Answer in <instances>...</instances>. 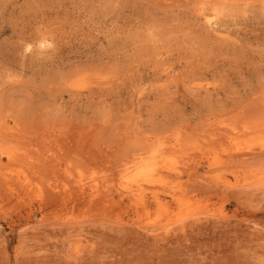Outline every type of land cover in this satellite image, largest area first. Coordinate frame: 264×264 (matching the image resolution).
Masks as SVG:
<instances>
[{
    "label": "rangeland",
    "instance_id": "obj_1",
    "mask_svg": "<svg viewBox=\"0 0 264 264\" xmlns=\"http://www.w3.org/2000/svg\"><path fill=\"white\" fill-rule=\"evenodd\" d=\"M263 108L264 0H0V264H264Z\"/></svg>",
    "mask_w": 264,
    "mask_h": 264
},
{
    "label": "bare ground",
    "instance_id": "obj_2",
    "mask_svg": "<svg viewBox=\"0 0 264 264\" xmlns=\"http://www.w3.org/2000/svg\"><path fill=\"white\" fill-rule=\"evenodd\" d=\"M165 1V0H164ZM264 109V108H263ZM264 112H262L261 115H263ZM264 117V115H263ZM252 119V117H251ZM254 119V118H253ZM256 119V118H255ZM255 123H256V120H255ZM261 124V123H260ZM227 135L229 138H232L234 139L232 133H230L229 131H227ZM160 149V148H159ZM162 151V150H161ZM164 151V150H163ZM162 151V152H163ZM167 151V150H166ZM165 151V152H166ZM160 152V151H159ZM158 152V153H159ZM164 152V153H165ZM161 153V152H160ZM170 153V151L168 152ZM162 154V153H161ZM167 154V153H166ZM172 155V154H171ZM153 157V156H152ZM139 159V158H138ZM156 159V158H155ZM159 160V159H158ZM158 160H152L151 157H148L147 159H143V158H140L137 162V165L138 167L135 168L134 170V173L133 174H125L123 176V181L121 182V186L128 189L130 193H132L134 195V197L136 198V201H143L145 202V194L143 192H141V188L143 186H145V183H149V182H152L153 178L155 177V173L160 169L162 168V164L159 163ZM167 161V160H166ZM163 162V161H162ZM169 164V162H167ZM166 163V164H167ZM61 165V164H60ZM56 166V165H54ZM53 166V167H54ZM165 167V166H164ZM167 168V167H166ZM172 169V168H171ZM195 169V167H194ZM169 170V169H168ZM197 170V168H196ZM124 171V169H123ZM160 171V170H159ZM173 172V171H172ZM171 172V173H172ZM129 173V172H128ZM161 175H162V172H160ZM263 173V172H262ZM178 175V174H177ZM171 175H169L170 177ZM173 176V175H172ZM152 180V181H151ZM120 182V181H119ZM78 186L81 190H84L85 188V183L83 180H80L78 182ZM147 189V188H146ZM122 193V192H121ZM159 193H154V197L157 201V203H160L162 198L160 199ZM121 195V194H120ZM122 196V195H121ZM148 200V199H147ZM135 201V200H134ZM120 205V204H119ZM148 205V204H147ZM134 206V205H133ZM147 207V206H145ZM148 208V207H147ZM139 237V236H138ZM143 237V236H142ZM140 238V237H139ZM143 239V238H142Z\"/></svg>",
    "mask_w": 264,
    "mask_h": 264
}]
</instances>
